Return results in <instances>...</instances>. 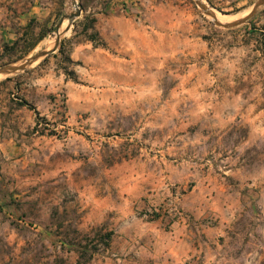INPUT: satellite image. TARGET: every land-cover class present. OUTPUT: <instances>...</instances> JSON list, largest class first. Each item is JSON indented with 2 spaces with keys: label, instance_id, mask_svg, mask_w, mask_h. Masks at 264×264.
Returning a JSON list of instances; mask_svg holds the SVG:
<instances>
[{
  "label": "rangeland",
  "instance_id": "1",
  "mask_svg": "<svg viewBox=\"0 0 264 264\" xmlns=\"http://www.w3.org/2000/svg\"><path fill=\"white\" fill-rule=\"evenodd\" d=\"M53 46L0 73V264H264V3L0 0V67Z\"/></svg>",
  "mask_w": 264,
  "mask_h": 264
},
{
  "label": "water",
  "instance_id": "2",
  "mask_svg": "<svg viewBox=\"0 0 264 264\" xmlns=\"http://www.w3.org/2000/svg\"><path fill=\"white\" fill-rule=\"evenodd\" d=\"M263 3H264V0H257L255 2V4L253 5L252 9L247 14H245V15H243L240 18H237L235 20L229 21V22H221L216 18L214 12L212 10H210V8L205 6L201 0H197V4L203 9V11L207 15H209L213 19V22L217 25L224 26V27H232V26H236V25L243 23L251 15H253L261 7V5ZM77 15H79L78 9L75 12L67 15L66 18L69 20L70 23H72V21L74 20V18ZM60 25H61V23L59 24V28H60ZM57 33L58 34H57V37L55 39L54 46H56L60 40V34L58 31H57ZM54 46L51 49H48V50L44 49V50L38 51L34 54H31V55L25 57L24 59H22L21 61H18L16 63L6 64L4 66H1L0 67V73L6 75V74H12V73H15L18 71H22L25 68H27L29 65H31V63L34 62L36 59H39L40 57L47 55L48 53L53 51L55 49Z\"/></svg>",
  "mask_w": 264,
  "mask_h": 264
},
{
  "label": "trees",
  "instance_id": "3",
  "mask_svg": "<svg viewBox=\"0 0 264 264\" xmlns=\"http://www.w3.org/2000/svg\"><path fill=\"white\" fill-rule=\"evenodd\" d=\"M6 79H10V77H6L5 80ZM25 104H27L25 100H20L19 105H25ZM37 117H38V113H37ZM37 123H38V121H37ZM106 235H107V237H109V234H106Z\"/></svg>",
  "mask_w": 264,
  "mask_h": 264
},
{
  "label": "crops",
  "instance_id": "4",
  "mask_svg": "<svg viewBox=\"0 0 264 264\" xmlns=\"http://www.w3.org/2000/svg\"><path fill=\"white\" fill-rule=\"evenodd\" d=\"M2 140H6V138H5V137H3V139H2ZM4 142H6V141H3V142H1V141H0V148H1V149H3V148H2V145H5V144H6V143H4Z\"/></svg>",
  "mask_w": 264,
  "mask_h": 264
},
{
  "label": "bare ground",
  "instance_id": "5",
  "mask_svg": "<svg viewBox=\"0 0 264 264\" xmlns=\"http://www.w3.org/2000/svg\"><path fill=\"white\" fill-rule=\"evenodd\" d=\"M73 1H75V0H73ZM217 15H219V14H217ZM216 16V15H215ZM224 16V15H223ZM216 18H217V16H216ZM221 19H223L224 17H220ZM2 75H4V74H2Z\"/></svg>",
  "mask_w": 264,
  "mask_h": 264
}]
</instances>
